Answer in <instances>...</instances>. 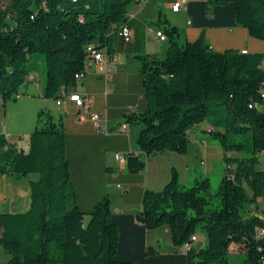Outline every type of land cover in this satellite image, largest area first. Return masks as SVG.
<instances>
[{
  "label": "trees",
  "instance_id": "1",
  "mask_svg": "<svg viewBox=\"0 0 264 264\" xmlns=\"http://www.w3.org/2000/svg\"><path fill=\"white\" fill-rule=\"evenodd\" d=\"M138 0H0V97L6 102L31 74L46 65L43 97L58 100L75 91L77 74H86L92 52L114 55V44L134 54L140 65L146 109L124 115L141 126L137 147L147 156L186 155L190 131L207 122V133L224 148L225 172L216 192L209 179L183 186L173 169L162 190H146L136 219L146 229L168 226L172 242L183 247L198 231L206 243L187 252V264H229L232 244L244 247L241 264H264V211L252 214L264 198V54L215 52L201 36L180 47L175 27L165 28L164 59L145 54V26L128 16ZM233 4L235 20L264 41V0H208ZM159 21L165 23L162 13ZM124 29L132 31L127 40ZM91 49V50H89ZM41 55L42 57H40ZM245 141H230L235 136ZM63 116L41 110L28 149L0 134V176H38L31 182L29 209L0 214V247L5 264H144L117 257L119 231L111 200L103 197L85 221L66 156ZM238 153L233 155V153ZM131 173L146 163L131 153Z\"/></svg>",
  "mask_w": 264,
  "mask_h": 264
},
{
  "label": "crops",
  "instance_id": "2",
  "mask_svg": "<svg viewBox=\"0 0 264 264\" xmlns=\"http://www.w3.org/2000/svg\"><path fill=\"white\" fill-rule=\"evenodd\" d=\"M153 1L138 0L134 3L138 4L137 7H128L129 18L145 26V54L150 59H164L167 56L169 38L162 41L156 33L171 27L177 29L175 41L180 47L202 36L215 52L247 50L252 54H264V41L251 37L244 27L237 24L231 3L209 4L208 0ZM177 3L182 5L179 11H173L172 7ZM160 13L165 23L159 21ZM114 54L118 57L117 62L110 65L112 74L109 80L100 78L95 67L91 66L89 73L75 89L81 95L92 97L89 109L78 108L70 101L58 106L54 100L44 98V89L40 84L42 79L38 73L31 74L27 84L19 91L22 94L20 98L26 93L27 101L32 102L35 95L42 101L31 104L29 117L20 125H11L9 128L7 123L3 124L0 134H4L9 142H16L27 150L29 136L36 128L41 110L49 112L55 119L63 116L71 181L77 205L85 213V221L97 203L108 196L111 200L112 220L119 231V260L144 264H187V252L183 247L174 246L168 226L148 230L136 219V215L141 211L145 191L162 190L170 181L173 169L178 172L183 186H191L196 181L207 179V164L198 147L192 149L189 146L188 153L183 156L172 152L147 156L136 145L141 126L129 125L126 132L117 131L124 123L125 114L142 112L147 103L140 61L134 54L123 51L120 43L114 44ZM261 68L264 70V61ZM26 111L24 105L17 109L0 97V117L3 116L6 121L9 116L15 113L22 115ZM95 113L103 116L101 130L91 120ZM117 153L126 157L134 153L145 161V169L131 173L127 162L115 160ZM37 178L36 174L19 179L0 176V214L27 211L31 201V182ZM248 209L252 214L263 215L264 198L257 200V207L251 205ZM205 243L206 237L202 232L197 234V241L191 248L198 251ZM231 246L235 249L232 255L244 256L246 251L241 250L243 246Z\"/></svg>",
  "mask_w": 264,
  "mask_h": 264
},
{
  "label": "rangeland",
  "instance_id": "3",
  "mask_svg": "<svg viewBox=\"0 0 264 264\" xmlns=\"http://www.w3.org/2000/svg\"><path fill=\"white\" fill-rule=\"evenodd\" d=\"M156 0L153 1L155 3ZM138 4L132 3L130 6L131 9H134L137 7ZM153 7V6H152ZM42 57L41 55H39ZM39 77L42 79L40 84L43 89H45L46 86V65L44 61H41L39 70H38ZM22 97V99H16L14 97L8 99L6 102L12 103L16 108L20 105H24L25 109H27V113H23L20 115L19 113H15L12 116H9L7 121L6 119L1 116L0 117V128L3 129V124L5 125L6 123L8 124V127L11 128V125H20V122L26 121V119L29 117V110L31 104L38 103L37 101H42L38 95H35L33 97V101L29 102L27 101V96L26 93ZM54 100V99H52ZM23 101V102H20ZM55 101V100H54ZM56 102V101H55ZM197 128V129H196ZM195 129L190 131V137H192V140L190 141V147L192 149L197 148L202 151L203 155V160L205 161V164H207L208 170H209V175H207V178L210 181V186H211V191L216 192L219 188L220 181L224 175L225 172V162H224V155L225 151L224 148L220 145L218 140L213 139L207 131L211 129L209 124L207 122H204L202 125H198ZM202 129V130H201ZM196 135V136H193ZM246 137H242L240 135L231 137L230 141H235V142H240V141H245ZM238 153H233V155H237ZM3 228L0 225V234L2 232ZM200 230L198 231V234H200ZM244 248L241 247V250ZM10 256L7 255L3 249L0 247V264H5L9 260ZM243 260V257L239 256L236 257L234 255L229 256V264H241Z\"/></svg>",
  "mask_w": 264,
  "mask_h": 264
},
{
  "label": "built area",
  "instance_id": "4",
  "mask_svg": "<svg viewBox=\"0 0 264 264\" xmlns=\"http://www.w3.org/2000/svg\"><path fill=\"white\" fill-rule=\"evenodd\" d=\"M181 5H182V3L175 4L172 7V10L173 11H179V8ZM123 32H124L126 39L130 40V38L132 37V31H130L128 29H124ZM156 36L162 41L167 39V36L162 29L157 31ZM89 50H91V49H89ZM241 52L245 54L248 51L243 50ZM117 57L118 56L116 54L109 55L106 53V51L92 52L91 61L88 64V66L86 67V74L85 75L82 73L77 74L76 79L80 82L87 75V73H89L91 66H94L95 70L98 73V75L100 76V78L104 79L105 81L109 80L111 78V74H112V69H111L110 65L115 64L117 62ZM260 93H261V97L264 99V83L261 87ZM21 96H22L21 93H17L15 95V98L18 99ZM66 101L73 102L75 104V106L78 108L89 109L90 104L92 102V97L89 95H81L76 91L66 92L65 90H62L60 98L58 100H56V104L58 106H63ZM91 120L94 123V125L97 127V129L101 130V128H102L101 122L103 120V116L95 113L91 116ZM128 126H129L128 123H123L117 128V131L126 132L128 130ZM114 158L116 161H119V162H126L127 161L126 156H123V155L118 154V153L115 154ZM195 241H197V235L192 236L190 241H188L184 244V246H183L184 250L186 252L191 250L192 244ZM234 252H235V249L232 246H230L229 254L231 255Z\"/></svg>",
  "mask_w": 264,
  "mask_h": 264
}]
</instances>
